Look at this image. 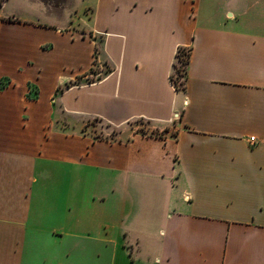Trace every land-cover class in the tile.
Masks as SVG:
<instances>
[{
    "label": "crops",
    "instance_id": "obj_1",
    "mask_svg": "<svg viewBox=\"0 0 264 264\" xmlns=\"http://www.w3.org/2000/svg\"><path fill=\"white\" fill-rule=\"evenodd\" d=\"M28 1L0 22V264H264V0Z\"/></svg>",
    "mask_w": 264,
    "mask_h": 264
},
{
    "label": "rangeland",
    "instance_id": "obj_2",
    "mask_svg": "<svg viewBox=\"0 0 264 264\" xmlns=\"http://www.w3.org/2000/svg\"><path fill=\"white\" fill-rule=\"evenodd\" d=\"M48 2L52 5L54 4H58V5H65V4H68L69 2L67 0H48ZM86 2V1H83V0H80L77 2L75 0L71 1L69 3V5L71 6V9H80V14L83 15L82 13V8L81 6H83V3ZM33 6V2L31 1H28V0H5L3 2V5L0 9V13L1 15L3 16H6L4 17L5 19L7 18H12L14 20H16L17 22H20V18H23L26 14H28L29 11L31 10H34L35 8L32 7ZM69 6L65 7V12H68V8ZM46 16L47 18L51 19V20H54L56 21L57 23H60L63 21L64 17L61 15V13H57L55 11V9L51 10L49 9L46 13ZM87 16H85L86 18ZM19 18V19H17ZM185 52H182L180 53V61L182 59H184V57L182 56V54H184ZM105 69V67H104ZM183 66L180 62L177 61L176 63V70L174 69V78L177 80V85L178 84H181L182 81H183ZM179 74V75H178ZM94 77V76H92ZM140 122H137V125L140 126ZM90 128V131L93 133V135H96V136H102L99 134V130L101 127H104L103 124L95 121V120H91L88 124H87ZM114 135L111 133V137H113Z\"/></svg>",
    "mask_w": 264,
    "mask_h": 264
},
{
    "label": "trees",
    "instance_id": "obj_3",
    "mask_svg": "<svg viewBox=\"0 0 264 264\" xmlns=\"http://www.w3.org/2000/svg\"><path fill=\"white\" fill-rule=\"evenodd\" d=\"M5 0H0V8L2 7V5H3V2H4ZM1 21H10V22H13V21H16V20H14V19H12V18H7V19H2V18H0V22ZM182 52H185L184 54H182V56L184 57V59H182L181 61H180V53H182ZM176 59H177V61L178 62H180L181 64H182V66H183V70H182V72H183V77H184V75H185V67H186V64H187V62H188V51L187 50H183V49H178L177 50V52H176ZM174 69L176 70V65H174ZM179 75V74H178ZM170 82H171V84L174 86V87H178V86H180L181 84H178L177 85V80L174 78V74H171L170 75ZM183 82V81H182Z\"/></svg>",
    "mask_w": 264,
    "mask_h": 264
}]
</instances>
